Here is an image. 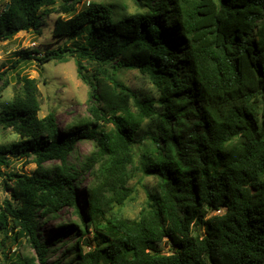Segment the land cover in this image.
Wrapping results in <instances>:
<instances>
[{
	"label": "trees",
	"instance_id": "16d2710c",
	"mask_svg": "<svg viewBox=\"0 0 264 264\" xmlns=\"http://www.w3.org/2000/svg\"><path fill=\"white\" fill-rule=\"evenodd\" d=\"M77 1L0 0V41L41 33L45 15L65 13L53 35L76 45L16 51L13 67L74 58L96 118L62 128L54 110L41 117L38 80L17 73L0 110V128L19 135L0 144V188L9 195L0 194V261L49 264L59 253L51 264H264V0H134L140 9L123 15L103 1L78 11ZM124 70L155 91L127 85ZM80 140L95 150L78 168L70 156ZM20 159L37 166L12 169ZM137 169L155 183L131 218L122 210L136 199ZM83 170L93 178L82 204ZM64 208L76 219L42 237L43 220Z\"/></svg>",
	"mask_w": 264,
	"mask_h": 264
},
{
	"label": "rangeland",
	"instance_id": "374dc122",
	"mask_svg": "<svg viewBox=\"0 0 264 264\" xmlns=\"http://www.w3.org/2000/svg\"><path fill=\"white\" fill-rule=\"evenodd\" d=\"M89 1L114 3L115 5L113 4V6L115 11L122 15L130 14L140 9L139 5L136 4L134 0H79L75 3L77 10L79 11L82 9L84 4ZM59 15L65 16V13L52 12L45 15L41 33L35 31H20L12 39L0 41V74H3V76L0 77V110L15 94V86L18 83L17 73H20V76L28 75L31 78H36L39 83L42 94V106L39 115L43 117L54 110L60 127L63 128L66 123L72 120L88 118L96 120L90 109V106L95 104V102L90 99L91 87L88 83L79 78L75 59L70 58V60L66 62L51 61L46 63L43 69L38 67V62L34 59L21 63L17 68L13 67L12 62L18 58L15 52L19 50L38 48L41 54H44L47 50L56 49L66 43L69 46H75L76 43L68 41L66 36L57 37L53 35V26ZM87 38L88 31L85 30L82 32V35L79 36L78 42H85ZM88 67L90 68V66ZM118 76L135 90L137 89L143 93L155 91L152 83L137 70H124L121 71ZM6 80L9 81V84L4 86ZM97 122L103 124L105 129H110L113 126L112 122L103 119H99ZM18 139L19 135L11 128H0V144H11ZM93 150H95L93 142L89 140H80L78 141L77 150L70 156V160L80 168L82 165L81 162L85 161L87 155ZM53 163L54 162L50 164ZM136 164L140 165V156L137 157ZM36 166V163L33 161L27 163L25 159H20L13 162L12 169L31 173ZM82 173L85 175V179L77 180L76 188L79 196L78 199L82 200L83 204L84 197L82 194L85 188V181L91 180L93 177L89 171L83 170ZM141 178L142 176L137 169V175L130 181V184L136 187V199L127 204L122 210V213L127 217L134 218L139 215L141 208L146 204L147 186H152L155 183L153 177H145L144 180ZM0 194L1 199L9 196L8 192L3 188H0ZM81 209L85 213L84 209ZM64 219H76L71 208H64L63 212L58 216L50 215L46 217L40 226L41 236L45 239H50L58 231L57 224ZM69 239L74 240L76 237H70ZM65 245L64 243L60 247L63 249ZM162 246L166 252H169L171 249L169 242H163ZM22 251L24 254H34V251L27 245L23 246ZM59 255V253L51 254L48 263L51 264L54 262ZM1 258L0 254V260ZM0 264L3 263L0 261Z\"/></svg>",
	"mask_w": 264,
	"mask_h": 264
}]
</instances>
